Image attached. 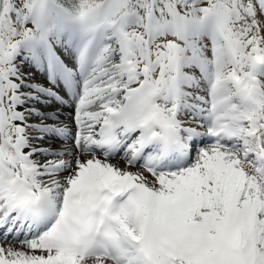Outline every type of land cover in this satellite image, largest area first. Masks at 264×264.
I'll list each match as a JSON object with an SVG mask.
<instances>
[{
    "label": "snow or ice",
    "instance_id": "6c2138e0",
    "mask_svg": "<svg viewBox=\"0 0 264 264\" xmlns=\"http://www.w3.org/2000/svg\"><path fill=\"white\" fill-rule=\"evenodd\" d=\"M0 264H264V0H0Z\"/></svg>",
    "mask_w": 264,
    "mask_h": 264
}]
</instances>
